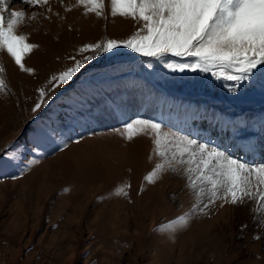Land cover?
<instances>
[{
  "label": "rangeland",
  "instance_id": "obj_1",
  "mask_svg": "<svg viewBox=\"0 0 264 264\" xmlns=\"http://www.w3.org/2000/svg\"><path fill=\"white\" fill-rule=\"evenodd\" d=\"M52 1L53 12L45 13L51 20H26L20 34L30 38L58 23L66 26L63 31L76 33L73 46L77 49L89 41L125 40L139 27L131 19L111 15L107 26L99 23L104 18L94 14L91 30L98 33L83 38L84 8L67 11L76 0ZM9 8L33 10L21 0H10ZM119 18L125 26H119ZM75 20L76 32L69 25ZM60 53L53 58L62 67L53 75L72 66L70 57L83 59L76 51L64 59ZM10 61L14 62L0 52V67L5 69L0 77L10 90L0 92V156L19 146V167L29 159L38 163L15 180L7 177L19 175V167L6 164L0 169V264H264V228L257 227L260 214L253 212L252 202L205 209L206 214L197 213L186 228L175 233L157 231L190 210V190L184 178L171 173L156 183L146 181L155 163L150 137L140 135L129 142L113 131L137 116L156 117L173 131L211 141L249 162L260 161L261 155H256L264 147L260 127L264 87L245 86L233 95L209 74L172 73L154 58L121 48L86 64L73 82L50 93L55 99L38 115L51 119L40 123L34 122L31 108L39 98L38 89L51 87L52 75L35 87L22 85L24 77L16 74L15 79ZM225 120L234 123L225 126ZM38 127L54 129L56 135L37 138ZM257 138L256 153L239 147ZM77 139L79 143L73 142ZM61 140L67 143L63 150ZM125 185H130L125 188L127 195H116ZM237 217L241 219L235 221Z\"/></svg>",
  "mask_w": 264,
  "mask_h": 264
},
{
  "label": "snow or ice",
  "instance_id": "obj_2",
  "mask_svg": "<svg viewBox=\"0 0 264 264\" xmlns=\"http://www.w3.org/2000/svg\"><path fill=\"white\" fill-rule=\"evenodd\" d=\"M31 6V12L10 10L9 0H0V52H6L26 73L34 69L26 67L24 58L38 45L30 43L28 36L19 29L26 20L36 21L38 17L51 20L52 0H21ZM111 17L131 19L138 29L127 39H107L87 43L79 49L83 59L70 57L74 62L58 75L48 80L51 87H40L39 98L31 108L34 122L43 123L38 114L47 109L61 87L73 82L74 77L98 57L121 48L130 49L142 57L154 58L172 73L209 74L221 87L235 95L245 86L264 87V0H109ZM82 6L84 14H95L107 19L105 0H76L67 11ZM36 9H42L38 12ZM7 13V15H6ZM59 16V13H56ZM90 53L89 55H83ZM180 58L182 62L169 59ZM153 65L149 63L148 67ZM5 69L0 67V73ZM230 82V83H224ZM215 86V85H214ZM10 90L5 79L0 77V92ZM225 126L234 122L225 120ZM239 123V122H235ZM264 131V119L260 121ZM121 137L131 142L140 135L150 137L155 160L146 181L156 183L163 175L171 173L185 179L190 190L192 204L190 210L180 215L157 231L175 233L186 228L197 213L205 209L224 205L244 206L252 202L258 228H264V147L260 149L261 160L249 162L238 155L222 149L211 141H201L191 134H181L165 127L154 119L137 116L125 121L122 128H114ZM37 138L56 135L47 127L35 130ZM71 137H69L70 139ZM79 143V139L73 141ZM63 150L67 143L61 140ZM245 152H255L256 146L248 143L239 145ZM38 151V149H33ZM22 152L6 149L0 156V169L6 164L20 166ZM38 163L27 160L19 167V175L10 179H20L30 165ZM125 185L116 195H127ZM257 236L256 239H260Z\"/></svg>",
  "mask_w": 264,
  "mask_h": 264
},
{
  "label": "bare ground",
  "instance_id": "obj_3",
  "mask_svg": "<svg viewBox=\"0 0 264 264\" xmlns=\"http://www.w3.org/2000/svg\"><path fill=\"white\" fill-rule=\"evenodd\" d=\"M62 1V0H61ZM68 1L69 0H66V2L68 3ZM9 2H10V0H9ZM54 2H58V0H55ZM52 3H53V1H52ZM53 5V4H52ZM57 8V7H56ZM61 9H63V8H61ZM11 10V9H10ZM12 10H14V9H12ZM28 11H29V9H28ZM31 11V10H30ZM105 12H106V15H107V19L105 20V19H102V21H99V23H107L106 25L108 26V22H109V16H110V2H109V0H105ZM74 17H77L78 15H73ZM81 16V15H80ZM85 16V18L84 17H82L83 19H84V22L82 23V26H83V29L85 30V32L83 31V34H82V36H83V38H89L92 34H97L96 32H94L93 33V31L91 30V26H92V22H93V16H94V14H91V15H89V17L87 18L86 16H88V15H84ZM111 17V16H110ZM81 18V17H80ZM121 18V17H120ZM119 18V22H118V24H119V26H125L126 25V23L122 20V19H120ZM95 19H96V17H95ZM101 19V18H100ZM116 20V19H115ZM28 21V20H27ZM113 21V20H112ZM26 22V21H25ZM24 22V23H25ZM44 22V21H43ZM46 22V21H45ZM127 22H130V21H127ZM28 23H30V22H28ZM42 24V23H41ZM50 24V23H49ZM58 24V23H57ZM57 24L56 25H52L48 30H46L45 32H42V30L40 31V34L38 33V34H34V35H32L30 38L28 37V40H29V42L30 43H35V44H37L38 45V47L35 49V50H33L30 54H27L26 56H25V58H24V60L26 61V62H28V66L29 67H31V68H34V73H32V75L34 76V78H32V76H31V73H27V74H24V75H21V71L19 72V67L15 64L14 65V62L13 61H10V70L9 71H11V72H14V77H15V79H16V74H17V76H18V74H19V76H20V78H22V77H24V80L21 82L22 83V85L24 84V83H27V84H34V87L36 86V85H39V83H42L43 81H44V79L45 78H48V77H50L51 75L53 76V74L54 73H56L57 72V70H59V69H61V67L62 66H60L59 65V63L55 60V58H53V57H56V54L58 55L60 52V56L61 57H63V59H64V55L66 56L67 54H71L72 53V51H76V52H79V49L81 48H77V49H75L74 48V46H73V43H75V40H76V38H75V34H74V32H72V31H66V29L63 31L62 29H63V27H66V26H62V27H60V26H57ZM80 24V23H79ZM112 24H113V22H112ZM116 24H117V22H116ZM69 25L71 26V27H73V31H75L76 30V25H78L77 24V22H76V20L75 21H73V22H69ZM115 25V24H114ZM39 26V25H38ZM98 26V25H97ZM101 26V25H100ZM31 27V26H30ZM103 27V26H102ZM101 27V28H102ZM116 27V26H115ZM45 28V27H44ZM48 28V27H47ZM32 29V28H31ZM38 29V28H37ZM67 29H70V28H67ZM94 29H97L96 27L94 28ZM21 30V29H20ZM40 30V29H39ZM33 31H35V30H33ZM80 31H82V30H80ZM25 32V31H24ZM76 32V31H75ZM79 32V31H78ZM104 33H105V31H103V35H104ZM31 34V33H30ZM78 34V33H77ZM77 36H79V35H77ZM80 37V36H79ZM94 37V36H93ZM92 37V38H93ZM97 37H99V36H97ZM91 39V38H90ZM79 40V39H78ZM98 40V39H97ZM87 41V40H86ZM100 41V40H99ZM89 43H90V41H89ZM93 43H94V41H93ZM78 54V53H77ZM68 56V55H67ZM69 58V57H68ZM64 61V63H66L67 62V60H63ZM71 62H73V61H71ZM69 64V63H68ZM11 68H12V70H11ZM65 68V67H64ZM149 70V69H148ZM10 72V73H11ZM11 75V74H10ZM146 75V74H145ZM13 77V78H14ZM140 78H142V77H140ZM147 79H149V78H147ZM12 80V79H11ZM21 80V79H20ZM48 80V79H47ZM142 80H144V79H142ZM18 81V80H17ZM26 81V82H25ZM145 81V80H144ZM148 81V80H147ZM14 82V81H13ZM46 82V81H45ZM155 82V81H154ZM14 83H16V81L14 82ZM13 83V84H14ZM138 83V82H137ZM145 83V82H144ZM149 83V82H148ZM150 84V83H149ZM18 85V84H17ZM44 85V84H43ZM47 85V84H46ZM151 85V87H152V84H150ZM171 85V84H170ZM170 85H168V86H170ZM49 86V85H48ZM155 86H157V85H155ZM163 86V85H162ZM166 86V85H165ZM21 87V86H20ZM19 87V88H20ZM31 86H29V88H30ZM150 87V88H151ZM164 87V86H163ZM167 87V86H166ZM17 88V87H16ZM157 88H159L158 86H157ZM168 88V87H167ZM18 89V88H17ZM21 89V88H20ZM19 89V90H20ZM154 89V88H153ZM163 89V88H162ZM18 90V91H19ZM128 90V89H127ZM151 90V89H150ZM129 91V90H128ZM154 91H156L155 89H154ZM166 91V90H165ZM97 92V91H96ZM153 92V91H152ZM171 92H173V91H171ZM165 93V92H164ZM20 94H21V92H20ZM22 95V94H21ZM164 95V94H163ZM172 95V94H171ZM20 96V95H19ZM24 96V94L22 95V97ZM169 96V95H168ZM165 97H167V96H165ZM164 97V98H165ZM174 97V96H173ZM177 97V96H176ZM178 97H179V95H178ZM175 99V98H174ZM21 100V99H20ZM122 100H123V98H122ZM166 100V99H165ZM175 100H177V98L175 99ZM181 100V99H180ZM23 101V100H22ZM25 101V100H24ZM137 101V100H136ZM139 101V100H138ZM141 101V100H140ZM146 101V100H145ZM174 101V100H173ZM1 102V101H0ZM119 102V101H118ZM128 102V101H127ZM166 102V101H165ZM168 102V101H167ZM116 103V102H115ZM141 103H142V101H141ZM164 103V102H163ZM169 103V102H168ZM184 103V102H183ZM144 104V103H143ZM174 104V103H173ZM179 104V103H178ZM94 105H95V103H94ZM163 105V104H162ZM162 105H161V107H162ZM136 106V105H135ZM134 106V107H135ZM140 106V105H139ZM184 106H185V104H184ZM8 107V106H7ZM115 107V106H114ZM137 107V106H136ZM141 107V106H140ZM144 107V106H143ZM165 107V106H164ZM127 108V107H126ZM142 108V107H141ZM118 109V108H117ZM123 109V108H122ZM121 109V110H122ZM120 110V109H119ZM118 110V111H119ZM127 110V109H126ZM125 110V111H126ZM132 110V109H131ZM131 110H130V112H131ZM135 110H137V108L135 109ZM139 110H141V109H139ZM121 112V111H120ZM134 112H136V111H134ZM142 112V111H141ZM148 112V111H147ZM146 113V112H145ZM142 114V113H141ZM140 114V115H141ZM147 114V113H146ZM175 114V113H174ZM184 114V113H183ZM75 115V114H74ZM126 115V114H125ZM145 115V114H144ZM150 115V114H149ZM148 115V116H149ZM199 116V115H198ZM190 117H192V116H190ZM7 118V117H6ZM151 118V117H150ZM156 118V117H155ZM155 118H153V119H155ZM180 119V118H179ZM210 120V119H209ZM101 125V124H100ZM255 126V125H254ZM167 127V126H166ZM109 135V134H108ZM98 136H99V134H98ZM97 137V136H96ZM120 137V136H119ZM90 138V137H89ZM139 138H140V136H139ZM138 138V139H139ZM144 138V137H143ZM146 138V137H145ZM148 139H150V138H148ZM143 140V139H142ZM123 141H125L124 139H123ZM134 141V140H133ZM138 141V140H137ZM255 142H258V138L257 139H254V142H253V140H251V141H247L246 142V144H248V143H251V144H253V145H255ZM146 143V142H145ZM128 144H130V143H128ZM135 144V143H134ZM149 144V143H148ZM117 145V144H116ZM119 145V144H118ZM117 145V146H118ZM142 145V144H141ZM116 146V147H117ZM120 146V145H119ZM122 146H124V145H122ZM127 146V145H126ZM148 146V145H147ZM130 147V146H129ZM132 147H134V146H131V148ZM118 148H120V147H118ZM124 148V147H123ZM124 150V149H123ZM125 150H128L127 148H125ZM144 151V150H143ZM147 151V150H146ZM124 152V151H123ZM143 153V152H142ZM256 153V152H255ZM126 154H127V152H126ZM121 155V154H120ZM124 155H125V153H124ZM256 156H260V153H258ZM124 157V156H123ZM122 157V158H123ZM135 158V157H134ZM124 162V164H125V160L123 161ZM141 166H142V164H141ZM123 171H124V169H123ZM220 209V208H219ZM228 210V209H227ZM226 210V211H227ZM223 213V212H222ZM247 213V212H246ZM241 214H243V213H241ZM244 215V214H243ZM241 218L239 217H237L236 219H235V221H238V220H240ZM230 221V220H229ZM232 222H233V220H232ZM222 223V222H221ZM257 232H259V231H257ZM188 240H190V239H188ZM192 241V240H191ZM222 241V240H221ZM189 243H193V241L192 242H189ZM223 243V242H222ZM185 245H187L186 243H185ZM220 247V246H219ZM181 258V257H180ZM184 260V259H183ZM179 261V260H178Z\"/></svg>",
  "mask_w": 264,
  "mask_h": 264
}]
</instances>
